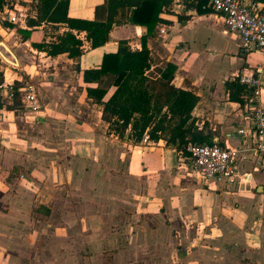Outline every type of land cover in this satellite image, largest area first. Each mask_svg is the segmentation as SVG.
<instances>
[{
	"label": "crops",
	"instance_id": "crops-1",
	"mask_svg": "<svg viewBox=\"0 0 264 264\" xmlns=\"http://www.w3.org/2000/svg\"><path fill=\"white\" fill-rule=\"evenodd\" d=\"M104 3L69 0L68 16L93 20ZM257 3L264 14V3ZM23 6L35 17L33 0H23ZM171 11L160 15L165 22L146 39L157 61L150 71L175 66L173 85L199 98L191 113L198 128L206 123L211 141L239 151L237 183L199 178L185 163L187 157L163 140L136 145L128 133L123 138L109 133L101 107L87 99L86 87L97 85L83 81V70L97 68L104 54L117 51L119 41L141 49L144 27L115 26L107 43L96 49L80 33L83 53L69 59L32 47L55 40L65 27L31 29L5 21L0 53L9 54L17 66L1 65L0 81L5 75L17 89L34 84L39 108L25 111L21 97L18 112L0 106L7 116L0 128V213L13 218L43 203L60 220H70L68 229L77 223L85 248L115 264H264V183L248 184L246 170L259 156L249 138L238 133L247 127L244 104L229 102L224 88L236 77H259L264 85V61L246 62L264 55L244 47L234 33H227L233 47L217 38L224 27L214 13L187 11L182 0H174ZM177 14L190 19L179 22ZM10 25L29 33H17Z\"/></svg>",
	"mask_w": 264,
	"mask_h": 264
},
{
	"label": "trees",
	"instance_id": "trees-1",
	"mask_svg": "<svg viewBox=\"0 0 264 264\" xmlns=\"http://www.w3.org/2000/svg\"><path fill=\"white\" fill-rule=\"evenodd\" d=\"M35 17L26 19V26L34 29L41 25L63 26L66 31L48 42L32 43V47L47 56L66 54L69 59H79L83 53V41L77 36L84 33L90 49L104 46L113 27L132 24L144 27L146 34L141 38V49L132 50L126 40L118 42L115 53L104 54L97 68L85 69L83 81L96 84L86 87V97L101 107V120L107 124L108 132L123 138L127 133L133 144L139 143L147 131L153 142L163 140L166 146L188 157V143L212 144L211 133L201 129L191 113L199 98L189 90L173 85L175 66L167 63L156 73L151 72V56L146 46L159 23L160 15L170 14L174 0H105L95 9V19L87 20L68 16L69 0H33ZM210 0H182L185 10L198 15L213 13L208 8ZM264 3V0H254ZM179 22L190 19L177 14ZM17 33L28 34L16 26ZM78 69V66L76 68ZM2 81H0L1 83ZM17 86L15 90H17ZM112 94L105 100L110 89ZM225 92L229 102L243 104L248 89L238 77L226 81ZM7 110L20 108V95L14 93L12 105Z\"/></svg>",
	"mask_w": 264,
	"mask_h": 264
},
{
	"label": "built area",
	"instance_id": "built-area-1",
	"mask_svg": "<svg viewBox=\"0 0 264 264\" xmlns=\"http://www.w3.org/2000/svg\"><path fill=\"white\" fill-rule=\"evenodd\" d=\"M33 3L36 4L34 1ZM260 7L261 5L253 0H210L208 3V8L222 20L226 33L236 34L244 47L264 55V14ZM23 8V0H0V23H26V19L31 16ZM6 63L0 53V68ZM2 73L4 74L3 71ZM240 82L248 89L243 97L247 127L238 130V133L249 138L261 163L264 161V85L259 77L254 76L241 78ZM0 90L4 91H0L1 107L12 104L14 93L17 91L24 105L32 110L39 108L37 88L32 83L15 90L14 83L6 81L3 75ZM152 142L146 131L140 145ZM185 150L189 153L187 160L192 171L199 178L205 181L215 180L229 186L237 183L238 150L222 146L218 142L203 145L188 143Z\"/></svg>",
	"mask_w": 264,
	"mask_h": 264
},
{
	"label": "rangeland",
	"instance_id": "rangeland-1",
	"mask_svg": "<svg viewBox=\"0 0 264 264\" xmlns=\"http://www.w3.org/2000/svg\"><path fill=\"white\" fill-rule=\"evenodd\" d=\"M0 38L5 39L2 32H0ZM217 38L229 42L224 29L223 34H218ZM229 46L233 47V43L229 42ZM3 56L10 62H14L9 54H3ZM261 60L264 61V59L248 57L246 62L259 65ZM239 61L241 62V60ZM222 62L228 64L229 60L227 57H223ZM151 63L154 64L157 61L151 58ZM160 66L158 65V67ZM158 67L154 70L159 69ZM22 107L25 111H32L24 104ZM4 108L6 110V107ZM5 114L0 112V128L3 127V118H7ZM136 145H140V142ZM185 163L192 171L190 162L185 160ZM246 168L250 178L248 184H253L256 181L264 183V161L259 163V159H257L255 163H249ZM69 223L70 220L67 222L63 219L60 220L58 214L51 212V208L37 202L25 214L17 213L13 218L4 211L1 212L0 264H115L107 255L85 248L86 238L79 235L80 231L77 232V223L73 225L76 229H68Z\"/></svg>",
	"mask_w": 264,
	"mask_h": 264
},
{
	"label": "bare ground",
	"instance_id": "bare-ground-1",
	"mask_svg": "<svg viewBox=\"0 0 264 264\" xmlns=\"http://www.w3.org/2000/svg\"><path fill=\"white\" fill-rule=\"evenodd\" d=\"M1 46H3L7 52L9 51V49L7 48L6 45H4V44L1 43ZM9 52H10V51H9ZM2 56H3V54H2ZM3 57H4V56H3ZM4 59H5V61H6L7 63H9V64H13V65L17 66V63H16V62H10V61H9L8 59H6L5 57H4Z\"/></svg>",
	"mask_w": 264,
	"mask_h": 264
}]
</instances>
